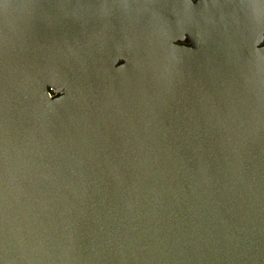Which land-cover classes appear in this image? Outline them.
<instances>
[{
  "label": "water",
  "instance_id": "water-1",
  "mask_svg": "<svg viewBox=\"0 0 264 264\" xmlns=\"http://www.w3.org/2000/svg\"><path fill=\"white\" fill-rule=\"evenodd\" d=\"M0 264H264V0H0Z\"/></svg>",
  "mask_w": 264,
  "mask_h": 264
}]
</instances>
